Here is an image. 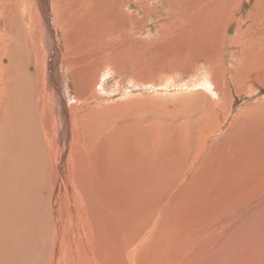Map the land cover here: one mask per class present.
<instances>
[{"label":"rangeland","instance_id":"obj_1","mask_svg":"<svg viewBox=\"0 0 264 264\" xmlns=\"http://www.w3.org/2000/svg\"><path fill=\"white\" fill-rule=\"evenodd\" d=\"M85 1L51 0L50 10L57 23L54 40L61 56L70 60L68 68L73 65L79 74L85 69L86 78L93 70L90 76L95 78L98 60L123 63L122 76L107 75L111 79L100 90L104 99L93 104L99 103L103 111V105L121 109L143 103L145 113L151 110L144 123L150 145L164 134L175 146L185 142L175 163L189 166L185 176L177 177L174 167L165 170L163 256L157 255L156 260L161 264H264V0H98L94 8L90 0L87 5ZM30 2L0 0V38L4 36L2 43L11 49L14 45L22 54L39 56L42 68L46 66L41 36L45 28H31L32 21L40 22L39 26L41 21L37 8L31 7L38 15L29 8ZM104 5L116 9L110 17L116 34L107 27ZM90 13L92 26L84 25L82 18ZM126 13L132 14L130 18ZM87 28L101 31L98 48L87 47L86 33L77 32ZM28 31L33 42L27 41ZM71 50L78 52L80 65ZM141 57L147 86L138 83ZM64 64L60 61L57 67L55 91L60 101L68 89L77 95ZM24 66L18 57L15 87ZM27 67L35 78V68ZM209 75L219 86V96L200 86ZM164 78L159 89L156 84ZM71 103L65 109L68 116ZM74 128L80 129L79 115ZM72 149L77 160L82 147L74 141ZM226 198L228 202L222 204L220 200ZM196 218L199 224L192 222ZM160 236L148 242L150 249L159 244Z\"/></svg>","mask_w":264,"mask_h":264},{"label":"bare ground","instance_id":"obj_2","mask_svg":"<svg viewBox=\"0 0 264 264\" xmlns=\"http://www.w3.org/2000/svg\"><path fill=\"white\" fill-rule=\"evenodd\" d=\"M31 1L29 8H37L39 15L31 10L41 21L40 26V22L32 21L31 28H45L40 33L44 38L42 51L46 54L42 60L46 66L41 64L39 68V56L26 52L23 56L16 46L11 49V45L2 43L4 36L0 38V264H161L163 261L156 259L162 255L164 245L160 232L165 218L162 206L165 170L174 167L177 177L185 176L189 166L175 164L185 142L181 140L175 146L169 143L170 136L164 134L150 145L144 123L149 121L151 110L145 113L143 103L121 109L103 105V111L99 110L100 104L93 101L104 99L100 90H105L111 79L107 75L122 76L123 63L98 60L100 67L95 78L93 70L86 78L85 69L82 68L81 76L73 65L68 68L70 60L61 56L54 40L57 23L51 15V0H39V4L37 0ZM85 2L87 5L88 0ZM90 5L96 7L98 0H90ZM105 5L107 27L116 34L110 19L117 14L116 9ZM126 15L128 18L132 14ZM91 16L92 13L82 18L84 25L92 26ZM205 31L207 35L208 27ZM77 32L86 33L87 47L100 46L97 43L102 39L100 30L87 28ZM28 35L27 41L33 42L30 31ZM78 52L82 54V49ZM78 52L71 50L69 54L75 57ZM18 57L25 66L15 87ZM142 57L140 63L136 62L142 73L138 83L147 86ZM75 60L80 65L79 59ZM60 61L67 65L70 72L66 71V78L77 91L75 96L66 89L64 101L58 99L55 91ZM27 66L35 68V78L30 76ZM167 78L156 84L158 88L163 87ZM210 79L211 75L205 77L200 86L219 96L218 85ZM81 100L86 103L81 105ZM69 101L72 103L67 108L68 116L65 109ZM77 115L80 129L74 128ZM74 141L82 147L77 160L72 149ZM206 192L209 194L210 189ZM227 198L221 203H227ZM192 222L199 224L200 218ZM154 235L161 240L150 249L148 242Z\"/></svg>","mask_w":264,"mask_h":264}]
</instances>
